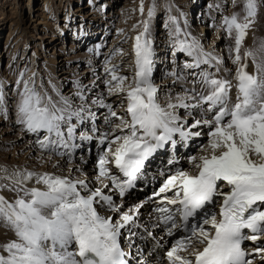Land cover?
I'll return each instance as SVG.
<instances>
[{"label": "snow or ice", "instance_id": "obj_1", "mask_svg": "<svg viewBox=\"0 0 264 264\" xmlns=\"http://www.w3.org/2000/svg\"><path fill=\"white\" fill-rule=\"evenodd\" d=\"M236 3L232 0L233 7ZM261 3L264 0H242L240 13L222 15L216 26L230 41L228 59L235 66L223 69V75L224 58L205 50L199 37L185 31V13H179L183 27L177 16L168 15L164 27L173 70L165 77L179 81L182 89L175 96L169 90L164 103L153 79L155 0L147 18L133 25L138 32L132 75H121L120 66L111 62L122 50L105 59L106 95L101 93L89 103L85 86L74 81L79 100L75 104L54 85L58 99L43 84L38 89L33 79L20 73L15 124L35 136L32 144L40 153L49 160L66 158L69 168L78 149L90 155L94 147L95 186L71 175L0 166V180L7 181L0 183V191L16 194L12 200L0 195V227L15 237L0 244V264H129L131 252L122 247L121 236L130 249L137 235L134 229L143 228L152 236L151 227L162 228L156 247L168 244L162 253L166 264H255L257 258L264 264V41L244 47ZM139 11L143 17L144 0ZM177 52L190 58L179 72L175 71ZM106 96H115L123 113L118 114ZM94 108L105 111L98 114ZM0 112L7 119L2 82ZM190 145L196 154L184 151ZM159 151H166L168 157L158 171L163 177L158 188L144 201L124 208L126 193L136 187L147 162ZM80 161L86 162L85 155ZM145 203L152 205L149 228L138 219ZM165 237L171 238L170 243Z\"/></svg>", "mask_w": 264, "mask_h": 264}, {"label": "bare ground", "instance_id": "obj_2", "mask_svg": "<svg viewBox=\"0 0 264 264\" xmlns=\"http://www.w3.org/2000/svg\"><path fill=\"white\" fill-rule=\"evenodd\" d=\"M10 1L12 3L13 0H0V28L2 27V29H0V66L5 56L10 57L11 59H16V57L14 56L15 52H19L20 48H26L29 46L31 42L28 39H25L24 36H29V34L34 33L36 30L44 28L46 30V34L37 36L38 44L33 47L32 57H25L24 55V59H26L24 60L23 69L27 67L29 71H32V77L38 78L39 82L43 83L42 80L43 77H45L44 79L47 80L49 95H52L54 98L58 99V97L56 96V92L53 91V85L62 95L70 97L75 104H78L79 100H77L74 95V93L76 92V89L73 86L74 81H78L81 85L85 86L89 103L95 96L101 93H105L106 95L105 87L102 82L104 79V62L107 57L112 55L113 52H116L117 50H122V54L117 52V54L111 61L112 64L120 66V68L122 69V71L120 72L121 75H132V72L134 70L132 66L133 43L134 36L137 33L138 29L134 31L133 27H131V30H127L125 28V12H123V8H121V11L119 10L120 12H118V16H115L114 38L112 39L111 44L108 45L109 47L106 48L105 51H101L105 40L110 33V26L112 21L111 9L119 0H92L98 9H109L106 23L97 26L94 29L92 28L90 23L88 24L85 22L83 16H77L78 14L76 15L74 12H72L71 16L68 19H73L75 21L74 24H78V26L81 27V29H78L80 32L76 30L72 35H66V32L68 31L66 30V28H64V26H62L64 21L61 20L59 14H56L57 9L54 6L52 0H18V5L21 10V17H18L16 22H13L12 17H8V15L6 16L7 5H9ZM214 1L223 2V0ZM204 2L205 0H197L196 2H192L191 0H155V3L157 5L160 3H166L164 7L156 10V13L159 12L158 16L160 17L157 18V29L155 32H153L155 43L168 44L167 39H170L168 36V32L164 27V29H159V22L161 20V17L166 16V18L164 19L165 23L169 14L175 15L178 17V19H180L181 26L183 27V18L179 16V13L183 12L185 13L188 21V28L185 29V31H190L193 35L199 37L201 43L203 42V40H206V44L204 45L205 50H214L216 54L220 56H222V53L226 55L224 64L221 66L220 74L223 75V69L227 68L234 70L235 68V66L232 65L230 60L228 59L226 44L230 42L225 39L223 28H220L219 31L216 30V26L220 25L222 15H226L223 13L225 8H221V10L223 11L219 13L215 8V4L217 3L211 2V5L213 7L209 8L204 6ZM13 4H16L15 0ZM169 6H171V13L168 12ZM25 9H28V12H25ZM37 11H40V13H38V16L35 15V12ZM201 11V20L198 21L197 24H194L191 20V14ZM49 14H51V16ZM9 18L12 21L10 23L11 32L6 39V43L3 44L1 42V38H3L2 35L5 25L10 22ZM50 19H54V25L60 31L58 33L59 38H57L54 43H50L48 48H43L42 46L44 44L52 41L51 35L55 34V31H52L50 29L52 23L47 22V20ZM17 27L21 29V33H17L16 36H13L14 30L15 28L17 29ZM125 29L126 31L124 32L123 30ZM154 30L155 26L153 23L152 31ZM256 38L257 45L264 41V36H258ZM70 40L71 43L67 45L68 47H65L66 41ZM13 42L15 43L13 44ZM39 49L42 50L41 54L39 52ZM66 49H68V51ZM166 49L167 48H156L155 70L153 74V79L161 90L159 93L161 103L165 102L164 97L165 94L169 92V90L171 91V94L175 96L177 93L181 92L182 89L181 83L179 81H176L174 83L172 78L165 77L166 72H170L173 70V66L171 64L172 58L166 59V56H163V58H159L160 54L166 53ZM64 53H68L67 57L64 58V62L70 63L69 67H67L66 64L63 66L62 57ZM181 57L182 59L180 60ZM176 59L180 60L179 64L181 65L184 61L190 60V58L186 57L181 52L176 53ZM30 61L32 62V65H29ZM81 65H84L85 69L80 73L79 68L81 67ZM180 68L181 66H176L175 71L179 72ZM249 70H252L251 63H249ZM10 71H12L13 74L10 73L6 76L1 75L0 71V82L3 83V86L10 85V80L11 82L14 81L11 91H6L4 87L5 103L8 107V117L7 119H5L2 112H0V166H7L9 170H11L12 166H19L21 168L26 167L29 170L39 172H51L65 176L71 175L73 178L87 179L90 182V185L95 186L93 182L95 168L94 165H90L91 162L95 163L96 160V152L94 147L90 155L78 149L76 158L74 159L71 168H69V166L65 163L66 158H58L53 156L52 159L49 160L46 153H40L39 150L33 146L32 141H34L35 136L20 131L19 126L15 124V101L17 99L16 81L19 79V75H16L18 73V70L13 65H11ZM192 71L193 70H190L189 73ZM20 73L22 72L19 71V74ZM23 73H25V71H23ZM97 76L100 77V79H96ZM189 79H191V76H189ZM69 85L70 88H68ZM93 85H95V87H93ZM106 102L112 103L113 107L117 109L118 114L123 113L124 108L117 107L120 101L115 96H106ZM93 110L97 111L98 114L105 111L104 109L95 108ZM179 112L183 114V109H180ZM189 120H191V117H189ZM101 121H98V123H100ZM77 132L79 133V129H77ZM26 137L29 138L26 140V143H23V139ZM205 138L207 139V137ZM193 148L195 147L193 145H190V150ZM82 154L85 155L86 162L84 163H81L80 161V156ZM194 154H196V152ZM167 157L168 155L166 151H159L153 158H151V160L147 164V171L144 174V180L149 184L148 189L145 190L143 187L142 189L145 191H143L142 193H139L136 196L128 195L125 199H123L124 208H127L129 205L144 201L147 196L151 195V193L153 192V188H158L162 178L158 175V171L159 169L164 168ZM86 163L89 165H85ZM53 164H58L59 167L54 168ZM182 165L185 168L188 167L186 161H182ZM110 167H112L113 171H115L114 166ZM77 168H79L81 171H76ZM81 173H83V175ZM2 175L3 174L0 173V176ZM154 177L155 179H153ZM151 178L153 179V181H151ZM0 183H7V181L0 180ZM226 190L227 189H225V191ZM105 191H107V189H105ZM0 195H3L6 199L12 200L15 198L16 194L5 189L0 191ZM138 195H142V197L137 200V202H135L134 199ZM114 198L117 200V202H119V197ZM151 208L152 205L150 203H145L144 207L141 208V213L143 214L138 217L140 223L144 225L145 228H149V224L146 222L149 220L148 212L151 211ZM155 216L156 214L153 213V222L155 221ZM134 231L137 233V235L132 237L133 243L130 249L127 247V241L125 240V237L121 242V244L124 243L125 251L131 252V257L128 258L129 264L132 263L131 261H133L136 256L149 261L150 255L152 253L151 245L153 244V241L151 242V239L153 236L157 237L158 233L160 234V236H162V228H149L152 236H149L143 228L134 229ZM160 236H158L159 239ZM14 238L15 237L13 233L7 231L3 227H0V244H3L8 240ZM164 239L168 240L169 243L171 241V238L168 237H165ZM252 246V242L250 241L248 243V247ZM166 247H168V244ZM138 249L139 254L137 252ZM154 250H160L162 253L164 251L162 248L157 247H154ZM161 256L164 259V256ZM164 264H166V262ZM255 264H261L259 258L255 260Z\"/></svg>", "mask_w": 264, "mask_h": 264}, {"label": "rangeland", "instance_id": "obj_3", "mask_svg": "<svg viewBox=\"0 0 264 264\" xmlns=\"http://www.w3.org/2000/svg\"><path fill=\"white\" fill-rule=\"evenodd\" d=\"M15 1H16V4H13L14 0L12 1V3L10 1V3H9L10 6L7 5V10H6V16L8 15V17H12L13 18V22H16L18 17H21V15H20V11L21 10H20L19 5H18V0H15ZM134 1H136V2H134ZM191 1L192 2H196L197 0H191ZM52 2H53L54 6L57 9V13L56 14H59L60 17H61V20L64 21L63 24H62V26H64V28H66V30L68 31V32H66V35H72L76 30L79 31L78 29H81V27L78 26V24L77 25L74 24L75 21L73 19H68L71 16V13L72 12H74L76 15L78 14L77 16H80V15L83 16L85 22L88 23V24L90 23V25L92 26L93 29L95 27H97V26H100V25H103L104 23H106V18H107L108 10L109 9L108 8H106L105 10L104 9H98L97 6L94 4V2L92 0H52ZM211 2L212 3H217V4L218 3L219 4L221 3L222 8H225V10H224L223 13L226 14V15H231L232 13H240L241 12V9H242V0H237V3H236V6L235 7L232 6V0H223L224 3L222 1L216 2L214 0H205L204 6L209 7V5H211ZM140 3H141V0H128V1L119 0L114 5V7L111 9L112 21H111V26H110V33H109L107 39L105 40V43H104V45H103V47L101 49L102 52L105 51V49L109 47L108 45L111 44L112 39L114 38V29H115L114 28V20H115V16H118V14H119L118 12L121 11V8H123L124 9L123 12H125V14L123 13L125 16L124 15L123 16L125 18V23L124 24L126 25L125 28L127 30H131L132 29L131 27H133V25L138 24L141 21L142 18H144V19L147 18L148 8L153 3V1L144 0V15H143V17L141 16V13L139 11V9H140ZM25 4H26V1H25ZM165 5H166V3H160L158 5L156 4L157 9H159L161 7H164ZM133 6H134V8H133ZM25 10H26L25 12H28V9H25ZM222 11L223 10H221V9L218 10L219 13H221ZM38 13H40V11L35 12V15L38 16ZM158 13L159 12H157L155 14V16L153 17V19H152V24L154 23V26H155V30L152 31V32H155L156 29H157V18L160 17V16H158ZM49 15L51 16V14H49ZM201 16H202V11L201 12H198V13L194 12V13L191 14V20L193 21L194 24H197L198 21L201 20ZM165 18H166V16H162L161 17V20L159 22V29H164L165 28L164 27V24H165L164 23V21H165L164 19ZM155 19H156V21H155ZM53 21H54V19L47 20V22L52 23V26L50 27V29L52 31H55V34L54 35H51L52 36V41H49V43L44 44L42 46L43 48H48L50 43H54V41L57 38H59L58 37V33L60 31L54 25V22ZM11 22L12 21L10 19V22H8L5 25V28L3 27L4 28L3 35H2L3 38H1V42L3 44L6 43V39H7V37L9 36V34L11 32L10 31V28H11L10 27L11 26L10 23ZM0 29H2V27ZM126 29L123 30V31L125 32ZM17 33H21V29L18 28V27H17V29L15 28V30H14V34L15 35L13 34V36H16ZM41 34L42 35L46 34V30L44 28L36 30L34 33L29 34V36H24V38L25 39H28L31 43L29 44L28 47H26V48H20V51L19 52H15L14 56L16 57V59H11L10 57L5 56V58H4V60H3L2 64H1V66H0L1 75L6 76V75H9L10 73L13 74V72L10 71L11 70V65H13L18 70V73L16 74L17 76L19 75V71L20 72L25 71V74H26L25 75V79H33L34 82H35V85L37 86V88L38 89L40 88V85H41L42 82H39L38 81V78H33L32 77L33 75L31 73L32 71H29V69H27V67H25L23 69V64H24V60L26 59V58L24 59V55H25V57L26 56L27 57H32V55H33V47H35L36 44H38V42H37V36H39ZM136 34H135V36H136ZM258 36H264V3H261L260 4L259 11H258L256 20H255V23L253 24L252 28L249 29V31L247 33V36H246V39L244 41V47H255V46H258L257 45V40H256L257 39L256 37H258ZM61 39H63V38H61ZM167 42H168V44H165V43H163V44L155 43V47L156 48H167L166 49V53L160 54L159 55V58L160 57L163 58V56H166L165 57L166 59H171L172 58L171 50H170L171 47L169 45V39H167ZM14 43L15 42H13V44ZM70 43H71V40L70 41H66L65 47H68L67 45H69ZM202 43H203V45H205L206 44V40H203ZM66 50L68 51V49H66ZM242 51H243V49H242ZM39 52L41 54L42 50L39 49ZM220 52H221V49H220ZM28 54H29V56H28ZM67 55H68V53H64L63 54V57H62V59H63V66L66 64V66L69 67L70 66V63L64 62V58L67 57ZM222 56H223V58L225 60V58H226L225 56L226 55L224 53H222ZM181 59H182V57L180 58V60ZM180 60L179 59H176V61H177L176 66H182L181 64H179V61ZM29 65H32V62L31 61L29 62ZM79 69H80L79 70L80 73L83 72L84 69H85L84 65L83 66L81 65V67ZM39 70H42V69H39ZM190 70L191 69H186L185 72L186 73H189ZM44 78L45 77H43V80H42L43 81L42 84L44 85L43 88H44V90H47L48 93H49L47 80H45ZM12 84H14V81L11 82V80H10V85L4 86L5 89H6V91H11V89L13 88V85ZM68 88H70V85L68 86ZM28 138L29 137L24 138L23 139V143H26V140ZM200 139L201 140H205V141L207 140L205 137H202ZM188 152H191L192 154H194L195 153V148L191 149ZM94 164H95L94 162H91L90 163V165H94ZM85 165H89V164L86 163ZM162 179H163V177L161 178V180ZM141 197H142V195H138L137 197H135L134 201L137 202V200H139ZM122 239L124 240V236L123 235L121 236V242H122ZM158 239H159L158 236H157V239H153V238L151 239V242L153 241L152 242L153 244L151 245V251H152V253L150 255V260L149 261L136 256L133 259V261H131L132 262L131 264H137V262L140 261V260H143L144 264H164L165 262L159 263V262L155 261V258H157L156 252H158V251L154 250V247H156V243H157V240ZM161 243H163V241H161ZM166 246H167V244L164 245V248H166ZM122 247H124V243H122ZM164 248H162V249L164 250Z\"/></svg>", "mask_w": 264, "mask_h": 264}, {"label": "trees", "instance_id": "obj_4", "mask_svg": "<svg viewBox=\"0 0 264 264\" xmlns=\"http://www.w3.org/2000/svg\"><path fill=\"white\" fill-rule=\"evenodd\" d=\"M158 252H156V255H157V258H155V261L159 262V263H162L164 262L165 260L162 258V252L160 250H157ZM155 256V255H154Z\"/></svg>", "mask_w": 264, "mask_h": 264}]
</instances>
